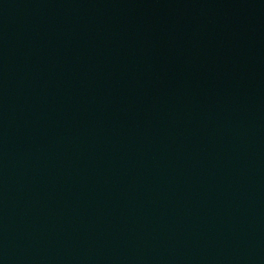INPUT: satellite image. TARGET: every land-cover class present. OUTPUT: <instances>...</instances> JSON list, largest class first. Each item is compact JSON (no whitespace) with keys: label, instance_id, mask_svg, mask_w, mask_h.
I'll return each mask as SVG.
<instances>
[{"label":"water","instance_id":"obj_1","mask_svg":"<svg viewBox=\"0 0 264 264\" xmlns=\"http://www.w3.org/2000/svg\"><path fill=\"white\" fill-rule=\"evenodd\" d=\"M0 264H264V0H0Z\"/></svg>","mask_w":264,"mask_h":264}]
</instances>
